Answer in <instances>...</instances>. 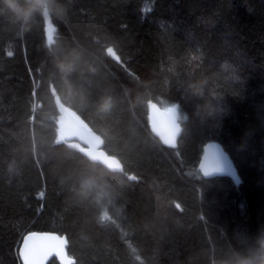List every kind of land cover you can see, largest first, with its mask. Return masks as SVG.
<instances>
[{"label":"trees","instance_id":"16d2710c","mask_svg":"<svg viewBox=\"0 0 264 264\" xmlns=\"http://www.w3.org/2000/svg\"><path fill=\"white\" fill-rule=\"evenodd\" d=\"M50 5L47 18L33 11L26 22L0 5V264H21L31 231L65 235L74 264H256L264 0ZM55 96L102 137L118 170L60 138ZM152 104L174 112L175 143L152 130ZM210 141L238 184L201 176Z\"/></svg>","mask_w":264,"mask_h":264},{"label":"water","instance_id":"95a60500","mask_svg":"<svg viewBox=\"0 0 264 264\" xmlns=\"http://www.w3.org/2000/svg\"><path fill=\"white\" fill-rule=\"evenodd\" d=\"M55 100L61 117L59 121L60 138L64 141L77 142L81 146V152L89 159L99 162L111 171L118 170L120 162L103 149L102 137L94 132L74 110L62 104L58 96H55ZM149 122L152 130L164 141L174 140V143L176 142L180 124L172 110L152 104L149 111ZM201 164L207 168L206 174ZM198 169L203 178L227 176L235 184L239 183L237 171L230 156L218 142L210 141L203 146ZM26 244L34 257V264H48L52 258H55L59 264H74V259L67 252L68 240L65 235L37 231L26 233L18 248L21 264H25L22 252Z\"/></svg>","mask_w":264,"mask_h":264},{"label":"clouds","instance_id":"9594fccd","mask_svg":"<svg viewBox=\"0 0 264 264\" xmlns=\"http://www.w3.org/2000/svg\"><path fill=\"white\" fill-rule=\"evenodd\" d=\"M0 5L9 9L17 18L25 22L33 11H39L45 18L51 11L50 0H26V6H21L18 0H0ZM260 248L264 250V240L260 241ZM238 264H249V260L242 258ZM256 264H264V253Z\"/></svg>","mask_w":264,"mask_h":264},{"label":"snow or ice","instance_id":"6c2138e0","mask_svg":"<svg viewBox=\"0 0 264 264\" xmlns=\"http://www.w3.org/2000/svg\"><path fill=\"white\" fill-rule=\"evenodd\" d=\"M54 30L55 29L53 28L52 25H48L47 39L50 38L51 33ZM165 142L168 143V144H173L174 143V140H172V141H165ZM201 168H202L203 171H205V174H206L207 168L203 164H201ZM109 219H110V217L107 214V212L103 213L100 216L101 222L109 221ZM22 255L24 257L25 264H34V257L32 256L31 250L28 248V245L27 244L25 245V249L22 252Z\"/></svg>","mask_w":264,"mask_h":264},{"label":"bare ground","instance_id":"6f19581e","mask_svg":"<svg viewBox=\"0 0 264 264\" xmlns=\"http://www.w3.org/2000/svg\"><path fill=\"white\" fill-rule=\"evenodd\" d=\"M20 260V259H19ZM21 262V261H20Z\"/></svg>","mask_w":264,"mask_h":264},{"label":"rangeland","instance_id":"374dc122","mask_svg":"<svg viewBox=\"0 0 264 264\" xmlns=\"http://www.w3.org/2000/svg\"><path fill=\"white\" fill-rule=\"evenodd\" d=\"M75 142V141H74ZM77 143V142H76Z\"/></svg>","mask_w":264,"mask_h":264}]
</instances>
